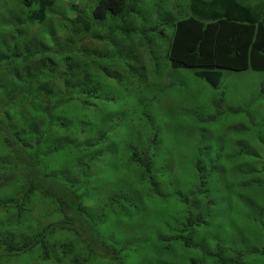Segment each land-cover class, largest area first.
I'll use <instances>...</instances> for the list:
<instances>
[{
    "label": "trees",
    "instance_id": "16d2710c",
    "mask_svg": "<svg viewBox=\"0 0 264 264\" xmlns=\"http://www.w3.org/2000/svg\"><path fill=\"white\" fill-rule=\"evenodd\" d=\"M14 1L18 4L14 17L19 9L26 12L22 25L45 22L48 11L56 3V0ZM86 1V13H75L73 19L78 34H90L92 29L116 15L125 22L129 16L137 18L144 8L148 12L157 9L146 5V0ZM156 1L153 0L154 5L158 3ZM186 1L188 15L167 25L166 22L162 24L159 46H165V57L172 70L190 71L212 94H218L212 99L211 106L224 108L229 94L221 89L223 72L264 73V0ZM8 14L12 18V13L8 11ZM7 20L9 23L4 32L12 28L11 19ZM60 24L66 28L63 22ZM12 31L16 33L17 29L13 27ZM139 34L147 43L145 32ZM20 36L1 51L0 67L17 69L33 62L35 74H25L26 67L23 69L25 79L19 82V90L8 94L5 106L0 110V212L6 213L5 216H15L14 227L7 231L19 232L32 223L29 207L36 198L55 215L56 221L46 225L42 223L36 231L30 230L21 237L5 232L6 229L0 225V253L6 257L33 255L35 264H66L77 251L79 245L76 243L81 242L82 247L85 245L88 250V260L80 264H91L92 261L124 264V259L138 257L142 253V264H264V140H261L264 127L260 126L256 132L258 139L254 140L261 146V152L251 153L241 142L232 143L231 148L226 143L217 144L213 151L211 141L201 140L193 149L195 155L191 161L177 168V174L183 177L181 182L185 183L178 187L172 185V172L167 171L169 165L160 163L157 148L155 151L151 149L159 145L160 134L156 130L143 133L139 139L135 137L136 140L134 134H121L118 145V156L124 161L121 187H130L128 178L135 177L136 195L133 199L128 191L111 193L105 202H101L102 198L91 187L98 177L93 170L110 151L111 132L120 126L121 120H116L111 110L106 109L110 100L102 98L101 91L86 85L78 89L72 83L70 79L78 78L79 74L70 56L64 57L63 95L51 101L42 98L39 104L33 103L31 98L38 97L33 93L34 83L46 72H50L51 79L56 66L47 59L50 52L40 50L45 45L21 43ZM56 36V32L49 30V47H53ZM68 42L74 49L82 40L78 41L77 35L69 32ZM108 44L105 39V43L100 45L105 48ZM102 52L107 53L105 50ZM88 56L92 65H97L94 76L104 75L100 59L95 54L88 53ZM101 57L108 59V56ZM71 102L78 104L83 117L77 118L75 129L79 130L78 135L69 138L65 134L66 121L54 125L52 115ZM92 110L103 115H89ZM24 115L31 121L25 120ZM194 116L202 121L199 113ZM11 117H15L17 128L13 126ZM43 117L47 120L45 124L41 120L36 122ZM222 119H227V111ZM128 120L131 122L130 118ZM57 130L61 132L56 139H60L59 142L51 149L44 148L47 136ZM163 131L160 128L159 132ZM28 132L39 134L27 152L21 133ZM244 141L249 144V140ZM51 154H59L61 162L70 164L68 168L75 170L76 176H53L46 172L42 159ZM9 158L16 167L20 166L17 174L13 169V174L9 175L3 168ZM251 162L257 164L253 170L248 167ZM189 172L192 179L188 184ZM226 182L232 187L230 194ZM240 187L255 200L246 216L241 201H238V207L229 209V202L234 199L232 193ZM143 195L155 204L154 211L164 213V209H171L167 211L168 221L162 225V231L147 237L144 245H122L113 233L105 236L102 229L106 225L107 214L121 213L122 218L139 216L141 211L137 201H141ZM213 217H218L217 225L209 222ZM58 231H66V240L69 241L68 245L64 240L56 244L59 245L60 257L49 246Z\"/></svg>",
    "mask_w": 264,
    "mask_h": 264
},
{
    "label": "rangeland",
    "instance_id": "374dc122",
    "mask_svg": "<svg viewBox=\"0 0 264 264\" xmlns=\"http://www.w3.org/2000/svg\"><path fill=\"white\" fill-rule=\"evenodd\" d=\"M156 2L158 3L154 5L153 0L145 1L146 5L157 8L155 10L148 12L144 8L137 15V18L129 16L125 22L122 21L120 15H116L106 20L105 24L92 29L90 34L85 35L77 33V26H74L73 19L75 13H86L88 9L86 0H56L54 7L48 11L45 22L23 25L21 22L24 21L25 10L23 8V11L17 10L16 18L14 16L18 4L14 0H7L6 6L5 0H0V53L12 40L21 35V43L29 45L30 42H34L37 45H45L40 50L50 52L51 55L47 59L48 61L52 60L56 66L55 74L51 79H49L50 72H46L41 75L38 82L34 83L33 93L38 97L31 98L33 103L39 104L42 98L51 101L63 95L65 89L63 81L64 57L70 56L76 64L78 70L76 73L79 74L78 78L75 76L70 79L72 83L76 84L78 89L86 85L88 88L101 91L103 93L102 98L105 97L110 100L106 109L111 110L110 113L116 116V120H121L120 126H116L111 132V138L108 142L110 151L106 153L105 158L103 157L95 164L93 170L98 177L91 187L102 198L101 202H105L104 199L111 193L124 194L123 191H128L129 196L133 199L136 195L135 177L128 178L130 187H121V175L124 171V167H122L124 161L118 156L121 134H134V138L139 139L143 133L156 130L160 134L159 145L151 149L155 151L157 148L160 163L164 166L169 165L167 171L172 172V185L176 187L185 184L181 182L183 177L177 174V168L185 162L191 161L195 155L193 149L201 140L211 141L210 143L214 145L213 151L217 144L226 143L225 145L231 148L232 143L239 144L241 142L251 153L261 152V146L254 140L258 139L256 132L260 126L264 127V93H262L264 73H222L221 89H225L229 94L224 107L227 111V119L223 120L225 109L223 107L216 109V107L211 106L212 99L216 98L218 94H212L211 90L197 80L190 71L172 70L165 57V46H159L161 41L158 38V29L163 28L162 23L166 22L165 25H167L173 20H179L187 15V1L157 0ZM8 11L12 13V18ZM8 18L11 19L12 28H16L17 32L20 30L18 35L17 32L12 31V28L3 31L9 23ZM61 22L66 28L62 27ZM49 30L57 33V36L53 38V47H49L50 42L47 39ZM78 30L81 31V27ZM69 32L75 33L78 41L82 40L74 49L68 42ZM109 32L111 33L110 36H108ZM125 32H129V34H125ZM140 32H145L147 43L142 34H139ZM132 33L135 34L132 35ZM169 35L170 33H168ZM105 39L108 40L109 44L102 48L100 44H104ZM104 50L107 53L102 52ZM159 51H162L161 55ZM88 53L95 54L100 59L101 70L104 75L100 73L94 76L97 65H92ZM157 54H159L158 57ZM42 56L46 58L45 55L42 54ZM101 56H108V59L104 60ZM32 64L33 62H29L26 66L17 69L0 67V110L5 106L4 100L6 101L7 97L15 90H19L17 89L21 86L19 82L25 79L22 74L23 69L26 67L23 71L25 74H29V72L35 74V65ZM120 80L125 84H122ZM132 85L137 87L134 88ZM196 113L200 114L202 121L194 116ZM88 114L98 115V117L103 115L101 112L96 113L93 110ZM52 116L54 125L61 123L62 120L66 121L68 127L65 134L67 137L71 138L78 135L79 130L75 129L78 123L77 118L82 119L83 117V112L78 104L74 102L66 104L57 109ZM11 118L13 126L17 128L18 123L15 117ZM23 118L31 121L26 115ZM128 118L131 119V122ZM39 120L44 124L47 122L45 117L37 119L36 122ZM160 128H163L164 131L159 132ZM58 133L61 134L57 130L48 135L43 147L53 148L60 140H56ZM21 134L24 137L23 146L28 152L31 150L29 148L32 147L34 138L39 133ZM244 140H249V144ZM261 140H264V133ZM144 144L145 142L142 144L143 147ZM42 160L46 172L53 176H67L68 174L76 176L75 170L68 168L70 164L61 162L59 154L48 155ZM6 163L8 164L4 165L3 168L9 175L13 174V169L16 174L21 169L19 165L18 167L14 165L12 158H9ZM248 167L253 170L257 164L251 162ZM191 179L192 174L189 172L188 184ZM225 186L230 194L232 187L229 182H226ZM232 197L234 199L230 200L229 209L238 207V201H241L246 216L251 203L255 200L242 187L236 193H232ZM39 201V199L34 198L32 206L29 207V218L32 219V223L19 232L7 231L9 227H14L15 216L13 214L5 216L6 213L0 212V225L6 229L5 232L21 237L29 233L30 230L36 231L42 223L44 225L54 223L56 221L55 215L48 212ZM137 202L141 211L139 216L122 218L121 213L107 214L110 216L105 217L106 225L102 229L105 236L113 233L122 245H144L147 237L162 231V225L168 221L167 211L170 212L171 209H164V213L154 211L155 204L148 201L145 195L142 196L141 201ZM143 212L146 213L142 215ZM239 213L243 214V211L239 210ZM119 218L120 221H118ZM218 221V217L209 219V222L216 225ZM229 224L225 226V229L228 228ZM67 237L66 231H62L56 233L50 240V248L52 250L54 248L59 257V245L56 244L64 240L65 245H68ZM80 243H76L79 245L77 251L73 257L70 256L66 264H80L88 260V250L85 245L82 247ZM143 258V253L138 257H129L124 259V264H142ZM0 264H35V257L28 254L6 257L0 253ZM91 264L101 263L92 261ZM147 264L149 263L147 262Z\"/></svg>",
    "mask_w": 264,
    "mask_h": 264
},
{
    "label": "clouds",
    "instance_id": "9594fccd",
    "mask_svg": "<svg viewBox=\"0 0 264 264\" xmlns=\"http://www.w3.org/2000/svg\"><path fill=\"white\" fill-rule=\"evenodd\" d=\"M187 15H188V14H187ZM187 15H185V16H187ZM162 24H163V23H162ZM160 30H161V28L158 29L159 33L161 32ZM166 60H167V58H166ZM167 62H168V60H167ZM168 66H169V65H168Z\"/></svg>",
    "mask_w": 264,
    "mask_h": 264
}]
</instances>
